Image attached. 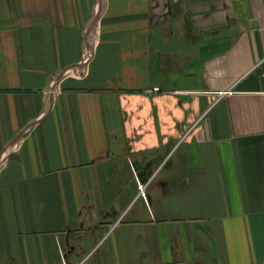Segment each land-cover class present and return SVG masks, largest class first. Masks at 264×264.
Returning <instances> with one entry per match:
<instances>
[{
  "label": "crops",
  "instance_id": "0c3cea01",
  "mask_svg": "<svg viewBox=\"0 0 264 264\" xmlns=\"http://www.w3.org/2000/svg\"><path fill=\"white\" fill-rule=\"evenodd\" d=\"M260 262L264 0H0V264Z\"/></svg>",
  "mask_w": 264,
  "mask_h": 264
},
{
  "label": "built area",
  "instance_id": "2783aa9c",
  "mask_svg": "<svg viewBox=\"0 0 264 264\" xmlns=\"http://www.w3.org/2000/svg\"><path fill=\"white\" fill-rule=\"evenodd\" d=\"M138 188H139V191H140V195L145 197V195H146L145 184H140ZM254 264H264V262L254 263Z\"/></svg>",
  "mask_w": 264,
  "mask_h": 264
},
{
  "label": "water",
  "instance_id": "95a60500",
  "mask_svg": "<svg viewBox=\"0 0 264 264\" xmlns=\"http://www.w3.org/2000/svg\"><path fill=\"white\" fill-rule=\"evenodd\" d=\"M101 4H99V6H100ZM4 155V154H3ZM3 155H2V157H3Z\"/></svg>",
  "mask_w": 264,
  "mask_h": 264
}]
</instances>
